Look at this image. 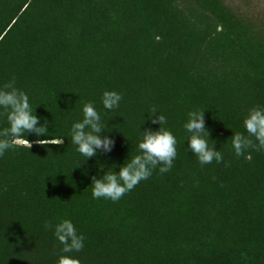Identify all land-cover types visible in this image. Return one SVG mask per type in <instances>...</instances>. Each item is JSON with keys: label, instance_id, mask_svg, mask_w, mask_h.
Returning a JSON list of instances; mask_svg holds the SVG:
<instances>
[{"label": "trees", "instance_id": "trees-1", "mask_svg": "<svg viewBox=\"0 0 264 264\" xmlns=\"http://www.w3.org/2000/svg\"><path fill=\"white\" fill-rule=\"evenodd\" d=\"M263 15L225 0H0V85L15 78L64 138L40 147L29 135L30 149L0 158V264H56L44 224L63 218L86 237L80 264H264V151L237 158L230 141L264 106ZM105 90L123 96L103 116L114 147L85 163L69 131L84 103L103 114ZM153 106L177 138L175 167L117 203L92 199L100 166L122 165L159 129L143 124ZM192 110L223 163L185 151Z\"/></svg>", "mask_w": 264, "mask_h": 264}, {"label": "clouds", "instance_id": "clouds-1", "mask_svg": "<svg viewBox=\"0 0 264 264\" xmlns=\"http://www.w3.org/2000/svg\"><path fill=\"white\" fill-rule=\"evenodd\" d=\"M122 100V94L117 91H103L100 97L103 114L97 110L94 102L83 104L82 119L72 124L69 135L76 152L85 158V163L96 158L100 152L108 154L113 150L114 140L109 137L110 132L105 131L103 116L119 109ZM145 114L143 124L147 121L159 125V129L153 131L149 128L143 132L139 129L142 136L137 143V154L128 156L122 165L100 166L99 171L103 175L98 179L92 178V199L117 203L142 181L149 180L154 172L158 171L163 176L175 167L178 141L174 133L166 127L167 117L159 114L155 106ZM204 114L200 110L189 111L182 125L187 134L185 151L190 152L201 167L213 162H224L223 153L216 150L215 143L209 144L210 132L206 127ZM0 120L6 124L0 127V158L19 147L30 149L32 144L26 138L29 135L36 137L34 143L40 147L49 144L61 146L64 143L63 137L50 135L49 122L36 115L29 94L17 87L15 78L0 85ZM242 127L243 132H232L230 138L234 155L239 158L250 150L264 151V106L250 108L243 118ZM41 137L50 139H40ZM44 228L52 232L60 246L56 264H80L76 254L84 250L86 237L78 231L73 220L63 218L56 223L45 222Z\"/></svg>", "mask_w": 264, "mask_h": 264}, {"label": "rangeland", "instance_id": "rangeland-1", "mask_svg": "<svg viewBox=\"0 0 264 264\" xmlns=\"http://www.w3.org/2000/svg\"><path fill=\"white\" fill-rule=\"evenodd\" d=\"M227 4L234 6L245 15L261 17L264 14V0H225ZM264 16V15H263Z\"/></svg>", "mask_w": 264, "mask_h": 264}]
</instances>
